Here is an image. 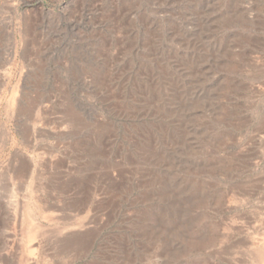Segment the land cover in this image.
<instances>
[{
	"label": "rangeland",
	"instance_id": "1",
	"mask_svg": "<svg viewBox=\"0 0 264 264\" xmlns=\"http://www.w3.org/2000/svg\"><path fill=\"white\" fill-rule=\"evenodd\" d=\"M0 238V264H264V0H0Z\"/></svg>",
	"mask_w": 264,
	"mask_h": 264
},
{
	"label": "bare ground",
	"instance_id": "2",
	"mask_svg": "<svg viewBox=\"0 0 264 264\" xmlns=\"http://www.w3.org/2000/svg\"><path fill=\"white\" fill-rule=\"evenodd\" d=\"M65 172L66 171H62L60 173V177L61 178L66 176ZM40 196H41L40 194L38 195L36 192H33V190H31L30 191V199H29L28 203L24 207V214H25V218H26V220H25L26 229L23 232L22 240L24 242L23 243V246H24L23 247V252H26V260L33 255V252L35 250V248H33L34 247L33 243L36 242L35 240L37 239L39 231H40L39 227H38V224L35 221V215H36V213H38L40 211V205H39V202H41L40 201L41 200ZM78 235H80V234H77V236ZM5 239H6V241L9 242V239H7V237H5ZM10 244L13 245V241H11ZM255 253H256V251H255ZM4 256H5V254H4ZM256 256H257L258 260H263L264 259V238L262 239V243L260 244V246L257 249ZM29 264H30V262H29Z\"/></svg>",
	"mask_w": 264,
	"mask_h": 264
}]
</instances>
